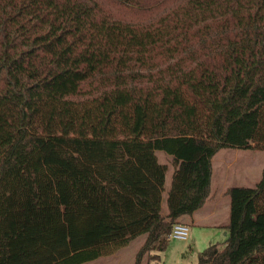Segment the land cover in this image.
<instances>
[{"label": "trees", "instance_id": "obj_1", "mask_svg": "<svg viewBox=\"0 0 264 264\" xmlns=\"http://www.w3.org/2000/svg\"><path fill=\"white\" fill-rule=\"evenodd\" d=\"M223 149L264 151V0H0V264L158 261ZM227 194L198 264H264V178Z\"/></svg>", "mask_w": 264, "mask_h": 264}, {"label": "rangeland", "instance_id": "obj_2", "mask_svg": "<svg viewBox=\"0 0 264 264\" xmlns=\"http://www.w3.org/2000/svg\"><path fill=\"white\" fill-rule=\"evenodd\" d=\"M113 5L115 17L118 19L137 24L150 21V16L142 10ZM212 169V196L206 208L201 211L204 213L214 209L217 215L209 219L201 215L196 216L195 219L202 222L191 230V239H171L168 249L160 253L158 261L151 264H198L199 252L212 244L225 243L230 236L229 229L225 227L230 220V197L226 190L230 187L252 188L264 178V151L223 149L213 158ZM143 242V238L138 239L115 251L113 255L85 264H136Z\"/></svg>", "mask_w": 264, "mask_h": 264}, {"label": "built area", "instance_id": "obj_3", "mask_svg": "<svg viewBox=\"0 0 264 264\" xmlns=\"http://www.w3.org/2000/svg\"><path fill=\"white\" fill-rule=\"evenodd\" d=\"M190 238V227L184 224L174 226L170 240L187 241Z\"/></svg>", "mask_w": 264, "mask_h": 264}, {"label": "crops", "instance_id": "obj_4", "mask_svg": "<svg viewBox=\"0 0 264 264\" xmlns=\"http://www.w3.org/2000/svg\"><path fill=\"white\" fill-rule=\"evenodd\" d=\"M231 188V187H230ZM230 188H227V190H226V193H227V191L230 189ZM211 194H212V185H211ZM212 196V195H211ZM211 198V197H210ZM206 206H207V204L205 205V207L204 208H206ZM199 215H201V216H204V218L205 219H209V218H212V217H215L216 215H217V212L214 210V209H212V211H209V212H202L201 214H199ZM196 222L197 223H201L202 221H198V220H196ZM200 225V224H199ZM188 227H190V237H191V230L193 229V227H191V226H189L188 225ZM207 227H209V226H205V228H207ZM203 230H208V229H203ZM225 230V229H224ZM228 232V231H227ZM227 234H225V236H226ZM189 239H191V238H189ZM189 239L187 240V241H189Z\"/></svg>", "mask_w": 264, "mask_h": 264}]
</instances>
